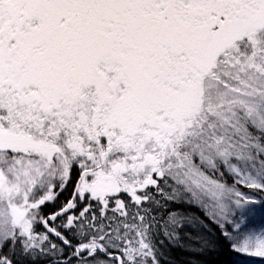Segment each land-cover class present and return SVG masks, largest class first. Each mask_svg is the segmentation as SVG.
<instances>
[{
	"label": "snow or ice",
	"instance_id": "1",
	"mask_svg": "<svg viewBox=\"0 0 264 264\" xmlns=\"http://www.w3.org/2000/svg\"><path fill=\"white\" fill-rule=\"evenodd\" d=\"M249 261L264 0H0V264Z\"/></svg>",
	"mask_w": 264,
	"mask_h": 264
},
{
	"label": "trees",
	"instance_id": "2",
	"mask_svg": "<svg viewBox=\"0 0 264 264\" xmlns=\"http://www.w3.org/2000/svg\"><path fill=\"white\" fill-rule=\"evenodd\" d=\"M178 259H186L185 255L179 250V249H176L174 250V253H173Z\"/></svg>",
	"mask_w": 264,
	"mask_h": 264
},
{
	"label": "rangeland",
	"instance_id": "3",
	"mask_svg": "<svg viewBox=\"0 0 264 264\" xmlns=\"http://www.w3.org/2000/svg\"><path fill=\"white\" fill-rule=\"evenodd\" d=\"M249 264H252V262H251V261H249Z\"/></svg>",
	"mask_w": 264,
	"mask_h": 264
}]
</instances>
